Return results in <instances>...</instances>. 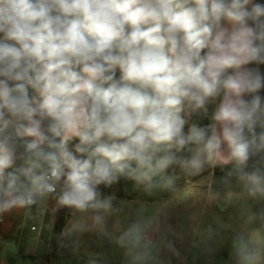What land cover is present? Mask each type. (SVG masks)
Returning <instances> with one entry per match:
<instances>
[{
    "label": "clouds",
    "instance_id": "clouds-1",
    "mask_svg": "<svg viewBox=\"0 0 264 264\" xmlns=\"http://www.w3.org/2000/svg\"><path fill=\"white\" fill-rule=\"evenodd\" d=\"M261 66L259 0H0V216L51 197L102 223L121 179L171 189L217 160L264 198Z\"/></svg>",
    "mask_w": 264,
    "mask_h": 264
},
{
    "label": "rangeland",
    "instance_id": "rangeland-1",
    "mask_svg": "<svg viewBox=\"0 0 264 264\" xmlns=\"http://www.w3.org/2000/svg\"><path fill=\"white\" fill-rule=\"evenodd\" d=\"M228 164L217 160L196 176L173 166V188L151 192L121 179L104 189L115 198L102 223L51 197L44 209H14L0 216V264H132L122 238L134 224L150 242L144 264H264V198L250 197L234 176L225 183ZM241 240L251 260L242 259Z\"/></svg>",
    "mask_w": 264,
    "mask_h": 264
},
{
    "label": "crops",
    "instance_id": "crops-1",
    "mask_svg": "<svg viewBox=\"0 0 264 264\" xmlns=\"http://www.w3.org/2000/svg\"><path fill=\"white\" fill-rule=\"evenodd\" d=\"M48 205V200L44 202V204L40 205V206H37L38 209H44L45 207H47ZM12 213V212H11ZM10 213H7L5 214V216H9ZM4 217V215H2ZM6 224V222L3 223V225ZM1 256L3 255V251H2V254H0Z\"/></svg>",
    "mask_w": 264,
    "mask_h": 264
},
{
    "label": "trees",
    "instance_id": "trees-1",
    "mask_svg": "<svg viewBox=\"0 0 264 264\" xmlns=\"http://www.w3.org/2000/svg\"><path fill=\"white\" fill-rule=\"evenodd\" d=\"M261 95H264V93H261ZM257 130H259V129H257ZM254 159H258V157H257V158H254ZM230 165H231V163L228 164V165H226V167H230ZM250 165H251V161H250ZM60 217H61V216H60Z\"/></svg>",
    "mask_w": 264,
    "mask_h": 264
},
{
    "label": "built area",
    "instance_id": "built-area-1",
    "mask_svg": "<svg viewBox=\"0 0 264 264\" xmlns=\"http://www.w3.org/2000/svg\"><path fill=\"white\" fill-rule=\"evenodd\" d=\"M0 254H2V249L0 248Z\"/></svg>",
    "mask_w": 264,
    "mask_h": 264
}]
</instances>
